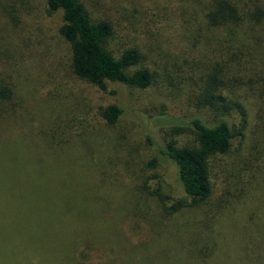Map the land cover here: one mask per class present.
<instances>
[{"label": "rangeland", "instance_id": "rangeland-1", "mask_svg": "<svg viewBox=\"0 0 264 264\" xmlns=\"http://www.w3.org/2000/svg\"><path fill=\"white\" fill-rule=\"evenodd\" d=\"M77 1L92 22L109 24L106 50L118 57L135 49L140 59L129 71L145 69L152 78L145 89L113 84L110 94L96 92L69 73L60 13L48 15L45 0H0V85L12 91L0 133L45 220L54 262L75 264L71 251L91 236L98 249L76 248L85 264L242 261L264 222V87L254 72L264 75V52L241 57L248 71L232 83L221 74L227 66L231 75L232 49L210 32L186 29L207 24L198 1L188 0V9L184 0ZM119 103L114 125L92 115ZM221 117L234 133L229 153L208 161L210 197L167 214L162 206L188 200L174 165L156 148L191 146L192 119L213 124Z\"/></svg>", "mask_w": 264, "mask_h": 264}, {"label": "trees", "instance_id": "trees-1", "mask_svg": "<svg viewBox=\"0 0 264 264\" xmlns=\"http://www.w3.org/2000/svg\"><path fill=\"white\" fill-rule=\"evenodd\" d=\"M196 1L203 6V17L207 24L205 28L196 24L194 27L186 26V29H195L197 35L201 30L210 32L214 38L222 40L224 47L233 50L230 60L235 65L231 75L224 72L227 66L222 69L221 74L234 83L240 74L248 71L241 67L244 63L240 58L254 55L253 52H264L261 44L264 42V0ZM184 2L186 4L188 0ZM44 5L48 15L60 13L61 24L57 32L68 45L69 73L75 81L89 88L95 87L96 92L101 94L108 93L107 88L113 84L136 89H145L150 85L152 77L147 70L129 71L139 62L138 51L126 49L115 57L106 50L104 44L111 33L108 23L92 22L77 0H45ZM186 8L188 9L187 4ZM183 11L187 13L184 8ZM254 72L264 87L263 72L259 68ZM11 93L10 89L0 85V111L7 112L6 103ZM260 95L264 99V95ZM217 98L224 102V97L218 95ZM123 109L124 105L120 103L107 104L96 107L92 115L111 126L120 121ZM229 110L224 109V112L228 113ZM241 115L244 126L245 114ZM5 116L6 113L4 119ZM261 116L259 120L264 124V110ZM247 117L246 115V119ZM189 129L193 136V145L180 147L175 142L168 141L156 148L162 159L174 165L177 181L188 200H181L170 208L162 206L167 214L196 207L208 200L211 193L208 161L215 156L228 154L232 146L234 124L227 118L221 117L213 124L194 118L189 122ZM5 139L0 133V264H57L58 261L54 262V254L57 252H52L51 255L45 242L47 238L42 232L45 220L41 215L39 217L38 207H34V196L27 188L24 173L16 159H13L15 156L11 154L12 150L4 143ZM48 161L50 163V159ZM149 194L157 195L154 192ZM255 229L259 238L256 235L249 237L250 245L244 247L242 261L236 264H264V222L258 223ZM183 231L188 238L192 236L186 228ZM95 237L98 236L76 243L71 251L75 264H85L82 261L85 257L80 258L76 248L83 247L84 251L98 249L93 242ZM193 242L197 244L196 241ZM89 254L97 258L96 253ZM75 256L81 262H76ZM152 260L156 262V257L153 256ZM97 263L102 264L103 261ZM190 263L193 264V261L190 260Z\"/></svg>", "mask_w": 264, "mask_h": 264}]
</instances>
